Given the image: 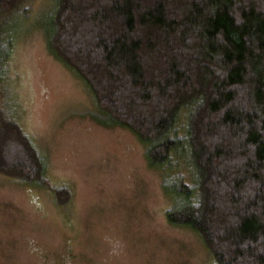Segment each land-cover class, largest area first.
Segmentation results:
<instances>
[{"label":"trees","instance_id":"1","mask_svg":"<svg viewBox=\"0 0 264 264\" xmlns=\"http://www.w3.org/2000/svg\"><path fill=\"white\" fill-rule=\"evenodd\" d=\"M33 6L0 0V174L69 198L12 99L13 51L36 28L89 90L96 121L143 144L171 200L167 222L195 233L211 264H264V0Z\"/></svg>","mask_w":264,"mask_h":264},{"label":"rangeland","instance_id":"2","mask_svg":"<svg viewBox=\"0 0 264 264\" xmlns=\"http://www.w3.org/2000/svg\"><path fill=\"white\" fill-rule=\"evenodd\" d=\"M10 70L18 122L69 198L60 205L49 189L0 174V264L212 263L195 233L167 222L171 200L143 144L96 121L89 90L36 28L17 41Z\"/></svg>","mask_w":264,"mask_h":264}]
</instances>
